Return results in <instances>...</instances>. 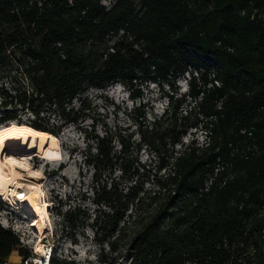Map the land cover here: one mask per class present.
<instances>
[{
  "label": "trees",
  "instance_id": "16d2710c",
  "mask_svg": "<svg viewBox=\"0 0 264 264\" xmlns=\"http://www.w3.org/2000/svg\"><path fill=\"white\" fill-rule=\"evenodd\" d=\"M117 81L133 99L151 83L166 100L151 120L144 104L134 109L138 139L98 132L88 115L89 91ZM9 122L45 139L70 127L83 136L95 215L74 207L62 217L73 230L90 222L115 259L264 264V0H117L108 10L99 0H0V125ZM190 128L201 143L194 133L182 141ZM19 245L0 225V264Z\"/></svg>",
  "mask_w": 264,
  "mask_h": 264
},
{
  "label": "rangeland",
  "instance_id": "374dc122",
  "mask_svg": "<svg viewBox=\"0 0 264 264\" xmlns=\"http://www.w3.org/2000/svg\"><path fill=\"white\" fill-rule=\"evenodd\" d=\"M117 0H99L101 5L110 9ZM137 5L139 0H132ZM195 6V4H194ZM188 75L180 77L176 85L179 87V96L187 93ZM141 97L131 98L127 88L119 81L114 82L105 90L92 89L89 91L86 106L89 107L88 115L93 119L96 130L99 132L105 128L113 130L122 128L132 132L138 139L136 127L139 119L135 108L144 104V116L151 120L155 115L159 116L166 107V100L160 96L156 85L147 83L139 86ZM184 109L186 107L184 106ZM86 120V126L92 124V120ZM194 121L192 115L186 123ZM185 123V122H182ZM181 123V124H182ZM192 133L195 134L200 143L204 134L200 128H190L183 142H188ZM45 139V137H44ZM34 154L22 155L27 151L18 146H7L3 156H12L14 159L26 165L31 171L38 172V182L41 185L44 198L48 204L49 232L44 240L49 241L52 255H61L63 258L71 259L76 264H125V259H115L110 254L107 245H98L95 241V229L89 224L80 230H73L66 225L62 217L64 212L74 207H79L88 213L92 219L96 206L92 203V171L83 164L81 152L83 151V136L71 127L66 129L59 137H48ZM75 150L76 152H73ZM147 150L143 149L140 158L148 162ZM20 171V169H17ZM26 173V171H20ZM84 198V199H83ZM11 197L7 204H0V225L5 223V228L10 229L18 238L19 247L7 258V264H27L34 257V246L37 239L33 229V214L21 205V201ZM7 201V200H6ZM19 204V205H18ZM33 221V222H32ZM27 249L30 257L24 258L19 255V250ZM100 249L104 256L99 255Z\"/></svg>",
  "mask_w": 264,
  "mask_h": 264
},
{
  "label": "bare ground",
  "instance_id": "6f19581e",
  "mask_svg": "<svg viewBox=\"0 0 264 264\" xmlns=\"http://www.w3.org/2000/svg\"><path fill=\"white\" fill-rule=\"evenodd\" d=\"M45 136V133L24 124L9 122L0 125V201L7 200L6 202L9 203L8 200L14 197L33 214L32 226L37 239L34 246V257L27 264H42V260L52 255L49 241L44 240L50 230L48 204L38 182V172L31 171L12 156H3V153L9 145L10 147L18 146L21 149L26 148L27 151L24 153L31 151L35 154ZM29 154L31 153L22 155V158L24 159ZM17 169L24 170L26 173H21ZM2 225L6 226L5 223Z\"/></svg>",
  "mask_w": 264,
  "mask_h": 264
},
{
  "label": "water",
  "instance_id": "95a60500",
  "mask_svg": "<svg viewBox=\"0 0 264 264\" xmlns=\"http://www.w3.org/2000/svg\"><path fill=\"white\" fill-rule=\"evenodd\" d=\"M42 264H48L49 261H47L46 259L45 260H42Z\"/></svg>",
  "mask_w": 264,
  "mask_h": 264
},
{
  "label": "built area",
  "instance_id": "2783aa9c",
  "mask_svg": "<svg viewBox=\"0 0 264 264\" xmlns=\"http://www.w3.org/2000/svg\"><path fill=\"white\" fill-rule=\"evenodd\" d=\"M50 256V255H49ZM49 257L46 258V260L48 259Z\"/></svg>",
  "mask_w": 264,
  "mask_h": 264
},
{
  "label": "snow or ice",
  "instance_id": "6c2138e0",
  "mask_svg": "<svg viewBox=\"0 0 264 264\" xmlns=\"http://www.w3.org/2000/svg\"><path fill=\"white\" fill-rule=\"evenodd\" d=\"M22 198V197H21Z\"/></svg>",
  "mask_w": 264,
  "mask_h": 264
}]
</instances>
